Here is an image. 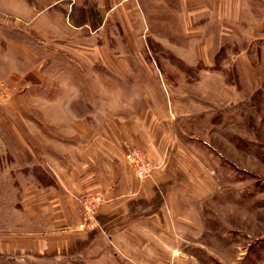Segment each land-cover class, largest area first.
Instances as JSON below:
<instances>
[{"label":"rangeland","instance_id":"obj_1","mask_svg":"<svg viewBox=\"0 0 264 264\" xmlns=\"http://www.w3.org/2000/svg\"><path fill=\"white\" fill-rule=\"evenodd\" d=\"M65 3L61 39L45 30L54 18L36 27L0 24V239L37 229L24 211L29 173L70 193L53 164L36 155L39 168L29 169L33 153L18 151L43 130L33 116L58 114L44 107L51 92L71 100L70 113L109 100L129 114L130 127L167 142L176 167L165 172L163 191L173 187L183 200L175 204L179 216L193 215L188 238L201 249L174 264H264L263 20L233 26L226 12L203 11L202 0ZM145 154L155 169L144 180L126 159L138 182L154 180L161 167ZM88 194L102 198L90 228L77 200ZM76 200L83 230L98 229L105 195Z\"/></svg>","mask_w":264,"mask_h":264},{"label":"crops","instance_id":"obj_2","mask_svg":"<svg viewBox=\"0 0 264 264\" xmlns=\"http://www.w3.org/2000/svg\"><path fill=\"white\" fill-rule=\"evenodd\" d=\"M65 2L0 0V24L36 27L40 18H54L58 23L48 21L45 30L60 37L58 31L64 30L70 6L66 8ZM202 10L219 12V17L226 12L233 26L237 21L251 27L264 22V0H202ZM242 12L247 15L243 17ZM44 94V107L59 108L58 114L33 116L32 122L43 124V130L31 136L33 141L20 142L18 151L26 147L33 153L34 158H28L29 169L39 168L36 155L53 164L70 193H61L56 185L29 173L24 211L28 223L37 229L2 237L0 264H174L188 254L199 256L201 249L190 246L188 238L194 236L193 215L179 216L175 204L183 200L173 187L167 194L163 191L165 172L176 167L167 142L130 127L129 114L116 111L109 100L100 105L92 99L88 112L70 113L69 98ZM128 143L143 148L161 166L154 180L134 178L125 158ZM97 192L107 202L98 211V229L85 231L76 196ZM180 219L185 222L184 231Z\"/></svg>","mask_w":264,"mask_h":264},{"label":"built area","instance_id":"obj_3","mask_svg":"<svg viewBox=\"0 0 264 264\" xmlns=\"http://www.w3.org/2000/svg\"><path fill=\"white\" fill-rule=\"evenodd\" d=\"M126 159L136 178L139 180L148 178L155 169V166L148 161L145 152L136 146L127 147ZM77 200L82 205L85 212V226L89 228L94 226V210L97 209L98 204L101 202V196L98 194H88L78 196Z\"/></svg>","mask_w":264,"mask_h":264}]
</instances>
